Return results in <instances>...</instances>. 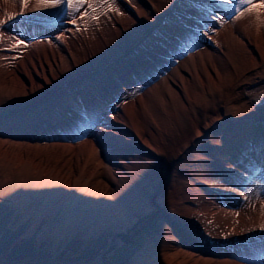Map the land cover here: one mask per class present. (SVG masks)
I'll return each instance as SVG.
<instances>
[{
  "label": "bare ground",
  "instance_id": "bare-ground-1",
  "mask_svg": "<svg viewBox=\"0 0 264 264\" xmlns=\"http://www.w3.org/2000/svg\"><path fill=\"white\" fill-rule=\"evenodd\" d=\"M116 7L119 14L108 11L98 20L86 17V23L78 19L77 31L63 6L55 13L33 10L35 0H29L20 14V0H0V19L6 20L0 24V97L6 103L31 104L44 89L61 84L64 88L55 97L65 101L55 107L63 119L47 117L41 110L19 120L0 117V161L16 153L20 169L30 170L37 184L54 187L55 195L64 199L72 191L58 188L61 179L69 184L82 180L105 197L120 179L125 186L134 162L124 164L115 153L106 158L98 151L91 155V128L82 126L76 115L92 114L106 133L116 137V142L103 145L104 150L115 144L139 146L163 157L167 121L180 130L191 123L195 133L186 146L191 145L189 153L198 157L201 172L193 179L188 174L182 178L199 184L205 196L212 195L217 202L188 200L193 205L190 214L207 233L204 240L191 235L185 240L180 220L167 215L173 231L180 234L179 243L191 251L176 249L175 236L165 237L154 243L156 254L165 259L158 264H264V230L259 228L264 223V197L259 198L255 215L245 212L244 205L250 186L264 176V22L257 18H264V12H248L239 0H116ZM238 7L244 10L242 15L237 14ZM9 14L12 20H7ZM20 39L25 45L13 48ZM102 71L109 76L99 77ZM78 74H84L78 79L86 88L77 85ZM137 81L152 83L138 95L126 123L120 122L110 103L118 98L121 86ZM151 103L161 110L158 115L150 111ZM199 112H212L203 125L196 123ZM44 119L50 126L43 134L36 133L34 127L44 126ZM128 121H136L138 128H131ZM202 135L206 138L196 141ZM7 136L44 137L50 147H60L56 156H43L31 151L29 141L24 143L30 148L24 149ZM76 139L78 143L73 142ZM176 156L162 157L163 164L168 168ZM82 203L94 212L104 210L97 201ZM102 203L113 206L110 201ZM120 216L131 226L141 213L124 205Z\"/></svg>",
  "mask_w": 264,
  "mask_h": 264
},
{
  "label": "rangeland",
  "instance_id": "rangeland-1",
  "mask_svg": "<svg viewBox=\"0 0 264 264\" xmlns=\"http://www.w3.org/2000/svg\"><path fill=\"white\" fill-rule=\"evenodd\" d=\"M129 49L132 50L130 46ZM102 72L97 75L104 78L109 76L106 71ZM83 76L84 74H78L75 79L78 81L77 85L81 84L86 88L79 80ZM150 83L152 82L145 84L137 81L132 86L128 84L120 87L118 98L113 104L110 103L118 121L126 123V114L133 113L135 108L133 103L139 94L146 91ZM63 88L61 84H54L40 92L36 101L31 104L6 103L5 99L0 97V117L7 116L8 119L13 117L19 120L25 114H37L41 110L47 117L63 119L56 108L64 105L65 101L55 97V93ZM30 107L31 111H28ZM150 111L158 115L161 110L151 103ZM212 112H206V115L199 112L196 123L203 125L204 120L208 119ZM76 119L82 126L89 124L91 128L89 131L94 139V148L89 150L91 155H96L95 152L98 151L102 158H106L113 155L110 153H115L119 155L117 158L122 163L128 165L132 159L134 164L131 165L135 167L130 173L131 178H127V183L124 181L125 186L119 184L122 179L113 184L105 194L106 198L97 195L95 189L83 184L82 180L80 182L73 179L69 184L61 179L57 184L58 188L72 191L64 199L62 195H55L54 187L37 184L30 170L20 169L19 163L15 162L18 157L16 153H13L15 156L9 157V160L6 159V162L0 161V264H87L94 263L98 258L102 264H158L162 260L164 263L165 259L154 251V243H160L165 237L173 235L178 241L175 248L183 246L179 243L181 237L177 233L178 230L174 232L167 220L168 214L180 220V225L184 228L182 232L185 235L181 234L184 239L187 236L190 238L191 235L204 240L207 233L202 223L190 214L193 205L188 203V200L190 197H199L212 203L217 201L212 195L206 197L199 184H196L198 186L196 187L192 182L182 178V174H188L193 179V176L201 172L198 157L189 153L191 145L186 146L195 133V127L191 123L187 122L180 130L179 125L167 121L166 152L163 157L161 156L163 154L147 152L139 146L115 144L116 146L104 150L103 145L116 142V137L106 133L93 120L92 114L88 117L76 115ZM128 124L131 128H138L136 121H128ZM43 125L47 129L49 123L44 119ZM58 128L56 126V129ZM142 136L145 137V133ZM201 138L205 139L206 136H199L196 141ZM7 139L19 141V147L24 149L30 148L24 143L29 141L31 151H37L43 156H56L55 152L60 147L57 144L50 147L51 141L44 137ZM83 139H86V136ZM73 142L78 143V140ZM177 152L182 154L176 156ZM171 156H176L174 164L167 168L163 164V158L169 159ZM86 157L89 158L88 155ZM104 161V164L109 163L107 160ZM247 196L244 205L250 203L252 206L246 205L245 212L255 215L259 198L264 197L262 174L250 186ZM96 201L104 208L100 213L98 209L95 208L97 211L94 212L88 208V204L84 206L82 203ZM105 201H110L113 206L103 204ZM124 205L141 213L139 219L131 226H127L124 216H120ZM195 255L203 254L195 252Z\"/></svg>",
  "mask_w": 264,
  "mask_h": 264
},
{
  "label": "snow or ice",
  "instance_id": "snow-or-ice-1",
  "mask_svg": "<svg viewBox=\"0 0 264 264\" xmlns=\"http://www.w3.org/2000/svg\"><path fill=\"white\" fill-rule=\"evenodd\" d=\"M28 4L29 0H20V14H23ZM35 4L36 8L33 10H50L53 13L60 7H65L68 15L72 17L68 22L75 25L77 31L80 30L78 19L86 23V17L88 20H98L100 15H106L108 11H115L119 14V9L116 7V0H35ZM239 4L245 5L246 11L248 12L257 10L264 12V0H239ZM84 5H87L86 9L80 11ZM243 11L239 7L237 8L238 15H242ZM77 12L79 13L78 17L75 15ZM13 18L14 16L12 14L7 16V20H12ZM257 18L262 19V22H264V18L259 15ZM4 23H6V20L0 19V24ZM221 23H223L222 18ZM21 45H25V41L22 39L16 40L12 47L16 48ZM259 228L264 230V223H260Z\"/></svg>",
  "mask_w": 264,
  "mask_h": 264
},
{
  "label": "water",
  "instance_id": "water-1",
  "mask_svg": "<svg viewBox=\"0 0 264 264\" xmlns=\"http://www.w3.org/2000/svg\"><path fill=\"white\" fill-rule=\"evenodd\" d=\"M182 235L184 236V235H185V233H184V232H182ZM187 239H189V236L185 237V240H187Z\"/></svg>",
  "mask_w": 264,
  "mask_h": 264
}]
</instances>
